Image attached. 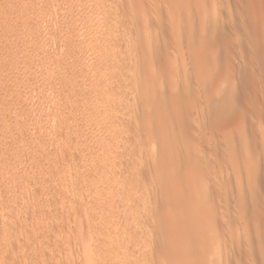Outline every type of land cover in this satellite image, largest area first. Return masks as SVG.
Returning <instances> with one entry per match:
<instances>
[{"label":"rangeland","instance_id":"obj_1","mask_svg":"<svg viewBox=\"0 0 264 264\" xmlns=\"http://www.w3.org/2000/svg\"><path fill=\"white\" fill-rule=\"evenodd\" d=\"M209 1L0 0V78L7 75L4 82L8 83L5 85L1 81L0 85L6 86V89L3 90L5 92L2 93H6L7 88L10 87L8 91L14 92L13 98L12 95L10 98L14 99L15 103H21L19 106L22 108H19L18 104H14L17 108L14 106V110L11 109L12 111L6 113L7 116L4 114L7 118L0 119L2 120L0 122V158L2 153H8L7 156L5 155V158L8 159L7 162L5 161L6 163H2L0 166V264H99L95 254L100 255L98 259H105V262L101 264H109L107 262L110 258L116 260L114 264H200L201 262L207 264V252L213 251L208 248L211 232H209V226L206 228L210 221L206 217L212 215L206 213L208 207L219 202L220 204H232L236 200L238 192H240V197L235 201L236 204L242 201V204L246 203L250 207V204H253V207L255 203L257 208L263 206L264 179L261 180L262 174L260 173L264 174V168H260L263 167L260 164L264 163L262 162L264 161V150L263 152L259 151V148L264 149V145L261 143V140L264 142V111H262L264 105L262 110L258 108H262V102H264H261L264 96L262 94L263 87L261 88V85L264 84V52H262L263 47L261 52L258 51L261 48L259 43L262 41H258V39L259 35H263L261 37L264 39V0ZM201 10L203 13L200 14ZM257 23L258 29L263 30H260L261 34H258ZM225 30L226 32H224ZM253 31L258 35L256 33L253 35ZM108 34L112 43L104 45L100 51L93 52L96 46L95 42L104 41ZM255 36L256 40L252 39ZM194 37L195 39H193ZM253 40L256 42L253 43ZM263 41L261 43L264 46ZM248 44L251 45L248 46ZM213 46L215 51L218 49L216 52H214ZM232 46H237L239 49ZM254 46L257 49L256 53H261L260 56L258 55L259 57L257 56L258 58H256ZM149 47L151 48L149 49ZM196 48H200V50L197 49V51ZM260 57L262 61L259 59ZM240 61L241 63H239ZM178 62L180 63L178 64ZM227 64L230 67H227ZM255 69L261 73L257 71V74H254ZM98 76L105 79V82L97 81ZM110 77L117 79L118 82L112 83ZM185 79H188V82ZM225 80L227 81L224 82ZM215 83L217 84L215 85ZM223 85L231 90L237 88L238 93L234 91L235 89H233V93L234 95L237 93L238 99L235 100V96L234 99H230L233 96L232 91L223 89ZM106 86L114 88L115 92L107 93ZM216 87H219V90ZM249 89L250 91H248ZM96 91H100V95L110 97V103H97ZM228 98L233 103H237L235 105L230 103ZM256 98L262 103L259 107L260 103H256ZM241 99L245 101L243 102ZM184 100L186 101L184 102ZM231 104L235 107H232ZM251 107L258 108H252L256 111L254 112ZM247 108L251 110L247 111ZM4 109L5 106L1 105V114ZM107 115L111 117L109 118ZM0 117L2 118V116ZM238 117L241 118L237 119ZM4 118L8 119V122H5ZM11 118H15L17 122ZM255 119L256 121H254ZM10 121L11 123H9ZM12 121L15 123L13 124ZM208 123L209 125H207ZM223 123L227 126L225 127ZM118 130L121 132L122 143L120 146L123 149L117 150L119 154L113 151L112 154H108L109 156L105 155L109 159L110 157L112 160L114 159V162H110L113 165L108 164L112 169L102 168L105 166L101 165L102 163L99 161L97 163L98 159L94 160L97 164L96 166L94 163V167L92 162L96 156H93V150L90 149L92 147L94 149V145H97L96 142L100 141L101 143L105 140L104 143H107V140L110 141L111 133L112 135L114 132L116 134L119 132ZM204 130L206 132H203ZM16 131L15 137L18 136V133L20 134L18 138L9 140L10 133ZM241 136L245 140L241 141L243 139ZM246 139H250L249 142ZM255 140H257L256 142L260 141L259 145L256 143L258 146L255 145L258 151L251 145L255 144ZM237 141L239 142L237 143ZM85 145L90 150L86 153H90V155L83 154ZM250 148H252L251 151L255 150L253 155L248 151ZM256 152H259L260 156L263 154L262 159L259 158L262 161L257 162V160V164L252 162L260 157ZM138 153L143 155L140 156ZM240 153L244 155L242 156ZM255 154L257 158H255ZM217 155H219L218 158ZM229 155L233 160L228 157ZM249 155L255 157L252 159ZM8 156H11L10 159ZM89 156L90 158L92 156V161L87 158ZM237 159L240 162H237ZM244 159L247 160V163ZM249 161L250 163H248ZM88 162H91V165H88ZM235 162L237 166H235ZM222 163L223 167L228 163L230 168L225 166L223 170H219L222 168ZM258 163H260L259 167ZM150 164L152 165L150 166ZM207 164L209 167H206ZM252 165L254 167L257 165L256 168H260L261 172H259L260 169L258 171L254 169ZM99 166L102 171L98 173ZM243 166L248 168L246 175L244 170V172L240 171L247 176L242 178L245 185L240 179V182H237L238 179L235 180L238 184L235 185L233 178H230H237L239 173L234 169L242 170ZM3 167H7V169ZM12 167L17 175L15 177L13 174L8 181L5 179L4 173L7 172L5 170L11 171ZM92 168L98 169L95 170L98 174ZM91 169L95 174L91 172ZM139 169L140 171H138ZM252 171L254 175L256 174L254 179L259 177L261 181L258 183L257 180L258 184L255 182L260 186V189H256V191L254 187L256 185L251 186L254 191L249 189L250 181L252 182L254 177L253 175L251 178ZM18 173H21L22 178ZM223 173L230 176L229 187H231L227 186V188L232 191L236 189L233 192L235 195L228 194V192L232 193L230 190H224V192L219 188V186L228 184L226 180L228 177ZM234 173H238V175L231 176ZM221 175L226 178L223 176L221 178ZM249 175L251 176L248 177ZM224 178L226 184H224L225 180L224 183L222 182ZM3 180L5 184L2 182ZM101 181L104 183L102 184ZM246 182L249 183V186L246 185ZM216 185H219L218 188ZM221 191L227 192V199L226 195L221 200L219 199L224 194ZM200 193L201 195H199ZM217 193H221V196ZM216 194L218 199L213 198L217 197L214 196ZM249 194L252 197L255 195V200ZM238 199L243 200L238 202ZM246 199L251 201L248 200L250 201L248 203ZM109 205L110 207H108ZM247 205L244 207H249ZM101 206L105 207L103 211L101 210L102 213L98 212L99 208H102ZM263 208L258 210L264 214ZM255 211L251 213L250 210L247 216L251 218ZM257 213L253 215L255 216ZM260 213L257 214L258 222L260 220V231L258 230L257 233L262 231L259 235V242L261 240L263 248L264 229L262 230V225H264V220L261 222L263 214ZM262 218L264 219V216ZM110 224L115 231H119L117 233L123 230L126 235L128 232L125 236L127 239H123L124 236L122 239L119 236L108 237L105 234V228L109 226L107 229H111ZM201 227H205V230L200 229ZM147 239L150 240L151 253L148 250L147 256L150 255L144 260L134 251H136L135 245H138V242L142 244V241ZM155 240L157 241L155 242ZM185 241L188 243L186 244ZM254 243L253 240L255 249ZM256 243L258 242L256 241ZM110 244L114 248L109 247L112 246ZM259 245L261 244H256L257 247ZM205 248H208L207 251ZM241 248V252L245 250V253L252 249L246 247L247 249L243 250L244 247ZM114 249L117 251L114 252ZM87 250L90 251L87 252ZM240 250L236 252L243 256L244 253L241 254ZM257 250H254L257 253H255V257L259 258L260 250L258 252ZM262 250L261 252L264 251ZM89 254L91 256L88 261ZM165 256L169 257L164 259ZM170 256L172 257L170 258ZM167 258L173 259L170 261ZM161 259H164L165 263Z\"/></svg>","mask_w":264,"mask_h":264},{"label":"bare ground","instance_id":"obj_2","mask_svg":"<svg viewBox=\"0 0 264 264\" xmlns=\"http://www.w3.org/2000/svg\"><path fill=\"white\" fill-rule=\"evenodd\" d=\"M173 2V1H172ZM171 2V3H172ZM176 2V1H175ZM206 2H208V1H206ZM205 2V3H206ZM209 2H211V0L209 1ZM214 2V1H213ZM262 2V1H261ZM165 3V2H164ZM185 4V3H184ZM192 4H194V3H192ZM215 4H217V3H215ZM221 4V3H220ZM162 5H164V4H162ZM177 5V4H176ZM201 5V4H200ZM213 5H214V3H213ZM192 6V5H191ZM218 6V5H217ZM255 6V5H254ZM257 6V5H256ZM163 7V6H162ZM195 7V6H194ZM193 7V8H194ZM231 8V7H230ZM205 9H206V7H205ZM211 9V8H210ZM218 9V8H217ZM225 9V8H224ZM227 9V8H226ZM258 9V8H257ZM192 10V9H191ZM190 10V12H192ZM216 10V9H215ZM256 10V9H255ZM197 11V10H196ZM212 11V10H211ZM224 11V10H223ZM230 11V10H229ZM187 12V11H186ZM220 12H222V11H220ZM225 12H227V11H225ZM179 13V12H178ZM201 13H203L202 12V10H201V12H200V14ZM218 13V12H217ZM249 13V12H248ZM205 14V13H204ZM225 14V13H224ZM180 15V14H179ZM178 15V16H179ZM182 15V14H181ZM207 16V15H206ZM209 16V15H208ZM229 16V15H228ZM224 18H225V16H223ZM227 17V16H226ZM250 17V16H249ZM182 18V17H181ZM261 18V17H260ZM168 19V18H167ZM223 19V18H222ZM228 19V18H227ZM177 20V19H176ZM189 20V19H188ZM217 20V19H216ZM230 20V19H229ZM228 20V21H229ZM191 21V20H190ZM199 21V20H198ZM219 21V20H218ZM256 21V20H255ZM163 22V21H162ZM162 22H160V23H162ZM169 23V22H168ZM174 23V22H173ZM179 23V22H178ZM198 23V22H197ZM209 23V22H208ZM216 23V22H215ZM214 23V24H215ZM246 23V22H245ZM256 23V22H255ZM154 24V23H153ZM157 24V23H156ZM155 24V26H157ZM187 25V24H186ZM190 25V24H189ZM188 25V27L190 28V26ZM218 25V24H217ZM224 25V24H223ZM254 25V24H253ZM204 26V25H203ZM207 26H208V24H207ZM246 26V25H245ZM245 26H243V27H245ZM256 26H257V29H258V23L256 24ZM173 27H175V26H173ZM177 27V26H176ZM186 27V26H185ZM199 27V26H198ZM229 27V26H228ZM165 28V27H164ZM194 28V27H193ZM213 28V27H212ZM253 28H255V27H253ZM260 28V27H259ZM177 29V28H176ZM178 29H179V27H178ZM182 29V28H181ZM192 29V28H191ZM198 29V28H197ZM204 29V28H203ZM206 29V28H205ZM233 29V28H232ZM170 30V29H169ZM202 30V29H201ZM200 30V31H201ZM234 30V29H233ZM259 30V29H258ZM260 30H262V29H260ZM259 30V32H258V34L260 33L261 34V32L263 31H260ZM181 31V30H180ZM183 31V30H182ZM184 31H186V30H184ZM255 31V30H254ZM253 31V35H255V33L256 32H254ZM160 32V31H159ZM178 32V31H177ZM189 32V31H188ZM198 32H199V30H198ZM210 32V31H209ZM224 32H226V30L224 31ZM232 32H234V31H232ZM243 32V31H242ZM247 32V31H246ZM172 33V32H171ZM186 33V32H185ZM201 33V32H200ZM215 33V32H214ZM235 33V32H234ZM251 33V32H250ZM162 34V33H161ZM179 34V33H178ZM205 34V33H204ZM243 34H244V32H243ZM257 34V33H256ZM257 34V35H258ZM160 35V34H159ZM181 35V34H180ZM225 35V34H224ZM230 35H231V33H230ZM156 36H158V35H156ZM179 36V35H178ZM186 37H187V35H185ZM196 36V35H195ZM236 36V35H235ZM242 37H243V35H241ZM245 36H247L246 34H245ZM261 36H263V35H259V37L260 38H262V39H260L259 37V39H258V41H263L264 39H263V37H261ZM192 37V36H191ZM228 37V36H227ZM238 37H239V35H238ZM165 38H166V36H165ZM171 38H173L172 36H171ZM180 38V37H179ZM208 38V37H207ZM232 38H233V36H232ZM256 38V36L255 37H253L252 39H254V40H256L255 39ZM149 39H151V38H149ZM155 39V38H154ZM161 39V38H160ZM193 39H195V37L193 38ZM235 39H237V38H235ZM245 39V38H244ZM185 40V39H184ZM229 40H231V39H229ZM248 40V39H247ZM253 40V43L254 42H256V41H254ZM193 41V40H192ZM257 41V43H259ZM261 41V42H262ZM149 42V41H148ZM157 42V41H156ZM186 42V41H185ZM239 42H241L240 40H239ZM259 43V45H260V50H258V51H260L261 52V49H262V47H263V50H264V46H263V43ZM264 42V41H263ZM96 44V46H95V48H94V50H93V52H97V51H100L102 48H103V46L104 45H106V44H110V43H112V40H111V38H109V34H108V37L107 38H105V40L104 41H96L95 42ZM180 43V42H179ZM184 43V42H183ZM206 43V45H207V42H205ZM235 43V42H234ZM242 43V42H241ZM155 44V43H154ZM185 44V43H184ZM215 44V43H214ZM219 44H220V42H219ZM225 44V43H224ZM233 44V43H232ZM247 44V43H246ZM147 45H149V44H147ZM152 45V44H151ZM205 45V46H206ZM209 45V44H208ZM249 45H251V44H248V46ZM90 46V45H89ZM159 46V45H158ZM164 46V45H163ZM185 46V45H184ZM211 46V45H210ZM257 46V45H256ZM157 47V46H156ZM207 47V46H206ZM227 47V46H226ZM233 47V46H232ZM235 47H237V46H235ZM235 47H233V48H235ZM151 47H149V49H150ZM153 48V47H152ZM165 48H166V46H165ZM164 48V49H165ZM228 48V47H227ZM232 48V49H233ZM238 48V47H237ZM254 50H256L255 51V55H256V58H258L259 56H260V54H258V53H256L257 52V49H256V47L254 46ZM259 48V47H258ZM185 49V48H184ZM197 49H199L200 50V48H196V50ZM217 49V48H216ZM220 49V48H219ZM236 49V48H235ZM239 49V48H238ZM248 49V48H247ZM207 50V49H206ZM213 50H214V46H213ZM212 50V51H213ZM218 50V49H217ZM216 50V51H217ZM234 50V49H233ZM253 50V51H254ZM262 50V52H264ZM184 51V50H183ZM194 51V50H193ZM198 51V50H197ZM215 50H214V52H216ZM240 51V50H239ZM185 52V51H184ZM220 52V51H219ZM225 52V51H224ZM229 52H230V50H229ZM236 52V51H235ZM238 52V51H237ZM151 53V52H150ZM156 53V52H155ZM170 52H169V50H168V54H169ZM172 53V52H171ZM177 53V52H176ZM175 53V54H176ZM191 53V52H190ZM193 53V52H192ZM199 53V52H198ZM249 53V52H248ZM206 54V53H205ZM209 54V53H208ZM219 54V53H218ZM229 54V53H228ZM252 54V53H251ZM151 55V54H150ZM203 55V54H202ZM216 55V54H215ZM223 55H225V54H223ZM234 55V54H233ZM240 55V54H239ZM259 55V56H258ZM190 56V55H189ZM194 56V55H193ZM225 56H227V55H225ZM230 56V55H229ZM254 56V55H253ZM258 56V57H257ZM151 57V56H150ZM179 57V56H178ZM187 57V56H186ZM196 57V56H195ZM204 57H205V55H204ZM236 57H237V55H236ZM262 57V56H261ZM259 58L260 60L262 59V58ZM264 57V56H263ZM175 58V57H174ZM217 58V57H216ZM224 58V57H223ZM240 58V57H239ZM238 58V59H239ZM177 59V58H176ZM182 59V58H181ZM181 59H180V62H181ZM192 59V58H191ZM209 59V58H208ZM230 59V58H229ZM178 60V59H177ZM176 60V61H177ZM206 60V59H205ZM219 60V59H218ZM240 60V59H239ZM241 60H243V59H241ZM179 61V60H178ZM210 61V60H209ZM209 61H208V64H209ZM262 61V60H261ZM175 62V61H174ZM173 62V63H174ZM180 62H178V64L180 63ZM206 62V61H205ZM204 62V63H205ZM232 62V61H231ZM251 62V61H250ZM255 62V61H254ZM182 63V62H181ZM192 63V62H191ZM233 63V62H232ZM239 63H241V61L239 62ZM187 64V63H186ZM185 64V65H186ZM189 64V63H188ZM251 64V63H250ZM170 65V64H169ZM177 65V64H176ZM181 65V64H180ZM179 65V66H180ZM184 65V66H185ZM190 65V64H189ZM218 65V64H217ZM233 65H234V63H233ZM262 65V64H261ZM175 66V65H174ZM187 66V65H186ZM204 66V65H203ZM225 66V65H224ZM227 67L229 66L230 67V65H226ZM236 66V65H235ZM234 66V67H235ZM256 66V65H255ZM171 67V66H170ZM189 67H191V66H189ZM172 68V67H171ZM170 68V69H171ZM175 68V67H174ZM173 68V69H174ZM206 68V67H205ZM237 68V67H236ZM258 68V67H257ZM116 69V68H115ZM169 69V70H170ZM221 69V68H220ZM228 69H230V68H228ZM259 69V68H258ZM175 70V69H174ZM197 70H198V68H197ZM202 70H204V69H202ZM222 70V69H221ZM220 70V71H221ZM226 70V69H225ZM256 70V69H255ZM161 71V70H160ZM186 71H188V70H186ZM237 71V70H236ZM243 71V70H242ZM257 71L259 72V73H261L259 70H256L255 72H254V74H257ZM178 72V71H177ZM181 72V71H180ZM6 73H7V71H6ZM10 73V72H9ZM111 74H115L114 72L112 73V72H110ZM188 73V72H187ZM190 73V72H189ZM193 73V72H192ZM197 73V72H196ZM258 73V74H259ZM1 74H4V73H1ZM204 74V73H203ZM235 74H237V73H235ZM10 75V74H9ZM202 75V74H201ZM221 75H223L222 73H221ZM225 75V74H224ZM239 75V74H238ZM260 75V74H259ZM3 76V75H2ZM185 76V75H184ZM192 76V75H191ZM198 76V75H197ZM233 76V75H232ZM249 76V75H248ZM262 76V75H261ZM10 77H11V75H10ZM99 77V76H98ZM193 77H195V76H193ZM199 77V76H198ZM221 77V76H220ZM228 77V76H227ZM234 77V76H233ZM263 77V76H262ZM7 78V75H4V77H2V79L0 80V83H1V81H3L4 82V80ZM185 78V77H184ZM190 78V77H189ZM199 78H201V77H199ZM204 78V77H203ZM202 78V79H203ZM235 78V77H234ZM257 78V77H256ZM261 78V77H260ZM260 78H258V80H260ZM9 79V78H8ZM111 81H112V83H114V82H118V80L117 79H113V78H109ZM194 79V78H193ZM222 79V78H221ZM264 79V78H263ZM181 80V79H180ZM183 80V79H182ZM186 80V79H185ZM188 80V79H187ZM186 80V81H187ZM195 80V79H194ZM193 80V81H194ZM224 80V79H223ZM234 80V79H233ZM236 80V79H235ZM6 81V80H5ZM8 81V80H7ZM10 81V80H9ZM8 81V82H9ZM97 81H99V82H101V83H104L105 82V79H102L101 77H99V79L97 80ZM209 81V80H208ZM227 80H225L224 82H226ZM241 81V80H240ZM245 81V80H244ZM12 81H10V83H11ZM188 82V81H187ZM200 83H201V80L199 81ZM207 82V81H206ZM216 82H218V81H216ZM229 82V81H228ZM238 82V81H237ZM261 82V81H260ZM5 83V82H4ZM15 83V82H14ZM183 83V82H182ZM203 83V82H202ZM243 83V82H242ZM3 84V83H2ZM8 83L6 82L5 83V85H7ZM180 84V83H179ZM186 84V83H185ZM206 84V83H205ZM217 83H215V85H216ZM225 84V83H224ZM237 84V83H236ZM255 84V83H254ZM258 84V83H257ZM190 85V84H189ZM214 85V86H215ZM226 85H227V83H226ZM231 85H233V84H231ZM13 86V85H12ZM18 86V85H17ZM220 86H222L221 85V83H220ZM251 86V85H250ZM6 87V86H5ZM4 86L2 87V85H0V108H1V105H4L5 106V109H4V111L2 112V114L0 113V116H2V118L0 117V119H3V117H6L7 116V114L6 113H9V111H12V110H14L13 109V107L15 106L14 104H18V102L17 103H15L14 102V99H11L10 98V96L13 98V93L14 92H12L11 90L10 91H8V88H10V87H8L7 88V91H6V93H2V92H5V91H3L4 90V88H5ZM204 87H205V85H204ZM229 87V86H228ZM253 87V86H252ZM252 87H251V89H252ZM263 87V92H262V94L264 95V84H263V86L261 85V88ZM13 88V87H12ZM194 88V87H193ZM223 89L224 88H226V86L225 85H223V87H222ZM240 88V87H239ZM249 88V87H248ZM6 89V88H5ZM216 89H218L219 90V87L217 88L216 87ZM227 89V88H226ZM230 90H231V88H229ZM229 89H227V91L229 90ZM233 89H235V88H232V94H233V96H231L230 97V99H234L235 97V100L236 99H238L237 98V91H236V89L234 90V91H236L235 93V95H234V93H233ZM180 90V89H179ZM186 90V89H185ZM184 90V91H185ZM197 90V89H196ZM253 90V89H252ZM14 91H15V86H14ZM105 91L108 93V92H112V93H114L115 92V89L114 88H112V87H105ZM117 91V90H116ZM200 91V90H199ZM207 91V90H206ZM222 91V90H221ZM225 91V90H224ZM248 91H250V89L248 90ZM97 92V91H96ZM191 92V91H190ZM202 92V91H201ZM203 92H204V90H203ZM218 92V91H217ZM253 92V91H252ZM17 94H18V92H16ZM194 93V92H193ZM199 93V92H198ZM198 93H196V94H198ZM209 93V92H208ZM213 94H214V92H212ZM228 93V92H227ZM243 93V92H242ZM256 93V92H255ZM96 94V93H95ZM180 94V93H179ZM187 94V93H186ZM190 94V93H189ZM201 94V93H200ZM215 94H217V93H215ZM261 94V95H262ZM202 95V94H201ZM205 95V94H204ZM219 95H220V93H219ZM231 95V94H230ZM229 95V96H230ZM247 95V94H246ZM262 95V96H263ZM15 96V95H14ZM98 97V101H97V103L98 102H107L108 104L110 103V101H111V98L110 97H107V96H103V95H100V91H98L97 92V94L95 95V97ZM183 96V95H182ZM181 96V97H182ZM190 96V95H189ZM210 96V95H209ZM213 96H215V95H213ZM235 96V97H234ZM248 96H249V94H248ZM256 96V95H255ZM96 97V98H97ZM185 97V96H184ZM217 97V96H216ZM227 97V96H226ZM257 97V96H256ZM260 97V96H259ZM214 98V97H213ZM245 98V97H244ZM262 98V97H261ZM261 98H260V100H261ZM17 99H18V97L16 98V101H17ZM187 99V98H186ZM192 99V98H191ZM202 99H204V98H202ZM229 99V98H228ZM230 99H229V101H230ZM250 99V98H249ZM252 99H253V96H252ZM190 100V99H189ZM205 101H206V99H204ZM203 100V101H204ZM214 100V99H213ZM222 100V99H221ZM242 100V99H241ZM259 99H257L256 98V103L257 102H259L258 101ZM19 101V100H18ZM186 100H184V102H185ZM193 101H195V100H193ZM228 100H226V102H227ZM229 101H228V103H229ZM243 101V100H242ZM245 101V100H244ZM243 101V102H244ZM248 101V100H247ZM246 101V102H247ZM250 101V100H249ZM255 101H254V103H255ZM262 101H264V96H263V99L261 100V102ZM183 102V101H182ZM209 102V101H208ZM239 102V101H238ZM245 102V103H246ZM253 102V101H252ZM230 103H233L232 102V100L230 101ZM235 103H237V102H234L233 104L235 105ZM260 103V102H259ZM263 103V104H262ZM262 103H260V105L258 104V107L259 106H261V104H262V108L260 107V108H258V107H255V108H258V109H263V105H264V102H262ZM21 103H19L18 104V107L19 108H21L19 105H20ZM204 104H205V102H204ZM233 104H231L232 105V107L234 106ZM251 104H253V103H251ZM257 104H256V106H257ZM98 105V104H97ZM187 105V104H186ZM192 105V104H191ZM203 105V104H202ZM206 105V104H205ZM222 105V104H221ZM224 105V107L226 108V106H225V104H223ZM230 105V106H231ZM254 105V104H253ZM184 106V105H183ZM190 106V105H189ZM193 106V105H192ZM245 106V105H244ZM248 106V105H247ZM252 106V105H251ZM3 107V106H2ZM16 108H17V106H15ZM97 107H99V106H97ZM197 107V106H196ZM202 107V106H201ZM214 107H216L215 105H214ZM221 107H223V106H221ZM235 107V106H234ZM249 107V106H248ZM185 108V107H184ZM187 108H189V107H187ZM200 108V107H199ZM213 108V107H212ZM231 108V107H230ZM242 108V107H241ZM252 108H254V107H251V109ZM254 108V109H255ZM12 109V110H11ZM22 109V108H21ZM180 109V108H179ZM190 109V108H189ZM216 109V108H215ZM250 109V108H249ZM248 108H247V111L249 110ZM250 109V110H251ZM254 109H252V111H254V112H256ZM257 109V110H258ZM18 110V109H17ZM25 110V109H24ZM232 110V109H231ZM238 110H239V108H238ZM16 111V110H15ZM196 111V110H195ZM262 111H264V109L262 110ZM23 112V111H22ZM202 112V111H201ZM217 112L219 113V110H217ZM257 112H259V111H257ZM196 113H197V111H196ZM195 113V114H196ZM208 113V112H207ZM221 113V112H220ZM226 113H227V111H226ZM249 113V112H248ZM247 113V114H248ZM6 116H5V115ZM182 114V113H181ZM188 114V113H187ZM190 114V113H189ZM250 114V113H249ZM248 114V115H249ZM262 114V113H261ZM17 115V114H16ZM15 115V116H16ZM175 115V114H174ZM202 115V114H201ZM205 115V114H204ZM219 115V114H218ZM232 115V114H231ZM237 115H239V114H237ZM241 115V114H240ZM259 115V114H258ZM14 116V117H15ZM107 116H109V115H107ZM191 116V115H190ZM193 116V115H192ZM191 116V117H192ZM197 116V115H196ZM225 116V115H224ZM261 116V115H260ZM111 116H109V118H110ZM246 117H248V116H246ZM263 117V116H262ZM7 118V117H6ZM19 118V117H18ZM108 118V117H107ZM196 118V117H195ZM202 118V117H201ZM206 118V117H205ZM230 118H232V117H230ZM235 118H236V116H235ZM241 118V117H240ZM239 117L237 118V119H240ZM249 118H251V116H249ZM253 118V117H252ZM5 119V118H4ZM10 119V118H9ZM12 119H14L15 121H16V119L15 118H11V120ZM93 119V118H92ZM183 119V118H182ZM181 119V120H182ZM199 119V118H198ZM214 119V118H213ZM212 119V120H213ZM216 119V118H215ZM223 119V118H222ZM8 119H5L4 121L5 122H8L7 121ZM19 120H20V118H19ZM192 120V119H191ZM203 120V119H202ZM211 120V121H212ZM225 120V119H224ZM244 120V119H243ZM242 120V121H243ZM21 121V120H20ZM95 121V120H94ZM104 121H105V119H104ZM108 121V120H107ZM195 121H197V120H195ZM223 121V120H222ZM231 121V120H230ZM254 121H256V119L254 120ZM258 121H261V120H258ZM0 122H2V120H0ZM17 122V121H16ZM92 122V121H91ZM183 122V121H182ZM201 122V121H200ZM200 122H199V124H200ZM239 122H240V120H239ZM238 121L236 122L237 124L239 123ZM9 123H11V121L9 122ZM9 123H7V124H9ZM12 123H13V121H12ZM15 123V122H14ZM13 123V124H14ZM227 123V122H226ZM235 123V124H236ZM247 123H248V121H247ZM257 124H258V122H256ZM255 123V124H256ZM260 123V122H259ZM263 123V122H262ZM19 124V123H18ZM195 124H196V122H195ZM216 124V123H215ZM221 124V123H220ZM11 125V124H10ZM9 125V126H10ZM207 125H209V123L207 124ZM212 125V124H211ZM219 125V124H218ZM223 125H224V123H223ZM247 125V124H246ZM262 125V124H261ZM176 126V125H175ZM188 126V125H187ZM225 126V125H224ZM227 126V125H226ZM225 126V127H226ZM256 126V125H255ZM258 126V125H257ZM182 127V126H181ZM191 128H192V126H190ZM195 127V126H194ZM236 127H237V125H236ZM241 127H242V125H241ZM243 127H244V125H243ZM248 127V126H247ZM259 127V126H258ZM8 128V127H7ZM10 128H12L11 126H10ZM183 128H184V126H183ZM182 128V129H183ZM199 128H201L200 126H199ZM207 128V127H206ZM234 128H235V126H234ZM238 128H239V126H238ZM256 128V127H255ZM190 129V128H189ZM197 129V128H196ZM208 129V128H207ZM214 129V128H213ZM212 129V130H213ZM226 129V128H225ZM232 129H233V127H232ZM232 129H230V130H232ZM257 129H259V128H257ZM256 129V130H257ZM14 130H15V128H14ZM179 130V129H178ZM194 130V129H193ZM203 130V129H202ZM210 130V129H209ZM220 130V129H219ZM228 130V129H227ZM248 130V129H247ZM13 131V130H12ZM19 131V130H18ZM119 131V130H118ZM197 131V130H196ZM195 131V132H196ZM222 131V130H221ZM237 131H238V129H237ZM240 131V130H239ZM261 131V130H260ZM3 132V131H2ZM6 132V131H5ZM23 132V131H22ZM183 132H184V130H183ZM203 132H206L205 130L203 131ZM224 133H225V131H223ZM247 132V131H246ZM17 133V131L16 132H13V133H10L11 135H9L10 137H9V140H10V138H12V139H14V138H18V136L20 135L19 133L17 134L18 136H16L15 137V134ZM21 133V132H20ZM173 133H174V131H173ZM185 133H187V132H185ZM202 133V132H201ZM263 133V132H262ZM4 134V133H3ZM8 134H9V132H8ZM178 134V133H177ZM208 134H210V133H208ZM246 134V133H245ZM251 134H253V133H251ZM257 134V133H256ZM258 134H261V133H259L258 132ZM5 135V134H4ZM23 136H24V134H22ZM187 135H189V134H187ZM244 135V134H243ZM1 136V135H0ZM179 136V135H178ZM191 136H192V134H191ZM199 136V135H198ZM206 136V135H205ZM225 136V135H224ZM246 136V135H245ZM258 136V135H257ZM264 136V135H263ZM177 137V136H176ZM201 137V136H200ZM203 137V136H202ZM221 137V136H220ZM223 137V136H222ZM221 137V138H222ZM235 137V136H234ZM242 137V136H241ZM247 137V136H246ZM249 137V136H248ZM256 137V136H255ZM6 138H7V136H6ZM6 138H5V140H6ZM98 138V137H97ZM121 132L119 131V132H116V134H115V132L113 133V135H112V133H111V138H109V140L110 141H108L107 140V138H105L106 140H107V143H104L105 142V140H104V142H101L100 143V141H99V143H97L96 141V146L94 145V149H92L91 147V151L93 150V151H95L96 152V154H95V152H93L92 151V153H93V156H96V159H93L92 158V156H91V158H90V156L89 157H87V158H90L89 159V161H92V159H93V161L94 160H97V163H102L101 165H104L105 167H102V168H106L107 170H110V168H111V166L110 165H113V164H110V162H112L113 160L111 159V157H110V159L107 157V156H109L110 155V153L112 154V152L113 151H116L117 153H118V151H120V149H123V148H121V146H120V144L122 143V141H121ZM170 138V137H169ZM199 138V137H198ZM206 138V137H205ZM218 138V137H217ZM216 138V139H217ZM221 138H219L220 140H221ZM243 138V137H242ZM94 139H96V138H94ZM171 139V138H170ZM183 139V138H182ZM192 139V138H191ZM195 139V138H194ZM202 139V138H201ZM214 139V138H213ZM225 139V138H224ZM16 140V139H15ZM196 140H198L197 138H196ZM195 140V141H196ZM209 140V139H208ZM219 140V141H220ZM231 140V139H230ZM233 140V139H232ZM236 140V139H235ZM243 140H245L244 138L241 140V141H243ZM248 140V142H249V140L250 139H246V141ZM258 140V139H257ZM257 140H255V144H251L253 147H254V149H256L257 150V147L256 146H258L259 145V142H256ZM3 141V140H2ZM17 141V140H16ZM97 141H98V139H97ZM187 141V140H186ZM213 141V140H212ZM229 141V140H228ZM253 141V140H252ZM11 142V141H10ZM173 142V141H172ZM191 142V141H190ZM210 142V141H209ZM231 142V141H230ZM232 142H234V141H232ZM239 141H237V143H238ZM6 143H8L7 141H6ZM16 143V142H15ZM201 143V142H200ZM223 143V142H222ZM236 143V144H237ZM256 143H258V145H256ZM261 143H263V145H264V142H262V140H261ZM260 143V144H261ZM92 144V143H91ZM174 144H176V143H174ZM203 144V143H202ZM210 144V143H209ZM209 144H208V146H209ZM228 144V143H227ZM249 144V143H248ZM247 144V145H248ZM87 145V144H86ZM86 145H85V147H86ZM165 145V144H164ZM169 145V144H168ZM188 145V144H187ZM193 145V144H192ZM198 145H201V144H198ZM217 145H218V143H217ZM219 145H221V144H219ZM242 145V144H241ZM256 145V146H255ZM262 145V144H261ZM212 146V145H211ZM230 146V145H229ZM243 146V145H242ZM200 147V146H199ZM237 147V146H236ZM248 147V146H247ZM249 147H250V144H249ZM261 147V146H260ZM87 148V147H86ZM84 149L83 151H84V153L83 154H85L86 152H90V150L87 148V149ZM120 148V149H119ZM188 148V147H187ZM209 148H210V146H209ZM229 148V147H228ZM235 148V147H234ZM259 148V147H258ZM196 149V148H195ZM230 149V148H229ZM228 149V150H229ZM251 149L252 148H250V150H248V151H250V152H252L251 154L253 155V153H255L254 151H251ZM118 150V151H117ZM154 150V149H153ZM203 150V149H202ZM201 150V151H202ZM241 150H242V152H243V149L241 148ZM244 150H245V148H244ZM262 151L263 152V150L264 149H260L259 148V151ZM81 151V150H80ZM123 151V150H122ZM140 151V150H139ZM176 151V150H175ZM190 151V150H189ZM214 151V150H213ZM220 151V150H219ZM258 151V150H257ZM1 152V151H0ZM78 152V151H77ZM232 152V151H231ZM230 152V153H231ZM237 152V151H236ZM241 152V151H240ZM72 153H74V152H72ZM107 153V154H106ZM116 153V154H117ZM123 153V152H122ZM142 153V152H141ZM151 153V152H150ZM201 153V152H200ZM203 153V152H202ZM244 153V152H243ZM259 152H256V154L257 155H259L258 154ZM264 153V152H263ZM3 155L1 156V158H0V166L2 165V163L3 164H5L6 162H7V160L8 159H6L5 158V155L7 156V154L8 153H2ZM87 154V153H86ZM109 154V155H108ZM119 154V153H118ZM134 154V153H133ZM132 154V155H133ZM139 154V153H138ZM166 154V153H165ZM170 154V153H169ZM241 154V153H240ZM256 154H255V156H256ZM72 155V154H71ZM75 155V154H74ZM87 155H90V153L89 154H87ZM92 155V154H91ZM105 155H107V156H105ZM115 155V154H114ZM122 155V154H121ZM140 155V154H139ZM138 155V156H139ZM143 155V154H142ZM142 155H140V156H142ZM168 155V154H167ZM183 155V154H182ZM181 155V156H182ZM198 155V154H197ZM202 155V154H201ZM213 155V154H212ZM221 155V154H220ZM242 156L244 155V154H241ZM252 155H249V156H251V158L253 159V157H255V156H252ZM263 155V154H262ZM261 155V156H262ZM70 156V155H69ZM83 156V155H82ZM112 156V155H111ZM218 156L219 155H217V158H218ZM260 156V155H259ZM261 156L260 157H258L257 158V156L255 157V158H257L256 160H252V162L254 161L255 162V164H257V162H261L262 160H259V158L260 159H262L261 158ZM11 157V156H10ZM10 157L8 156V158L10 159ZM77 157V156H76ZM121 157V156H120ZM180 157V156H179ZM186 157V156H185ZM228 157H230L231 158V155H229ZM246 157V156H245ZM114 158V157H113ZM119 158V157H118ZM143 158V160H144V157H142ZM165 158V157H164ZM173 158H174V156H173ZM184 158V157H183ZM196 158V157H195ZM213 158V157H212ZM216 158V159H217ZM221 158V157H220ZM238 158V157H237ZM243 158V157H242ZM248 158V157H247ZM141 159V158H140ZM157 159V158H156ZM180 159V158H179ZM227 159V158H226ZM229 159V158H228ZM241 159V158H240ZM250 159V158H249ZM119 160V159H118ZM117 160V161H118ZM148 160V159H147ZM178 160V159H177ZM205 160V159H204ZM207 160V159H206ZM219 160V159H218ZM225 160V159H224ZM231 160H233L232 158H231ZM230 160V161H231ZM238 160V159H237ZM245 160V159H244ZM258 160V161H257ZM6 161V162H5ZM99 161V162H98ZM116 161V160H115ZM136 161V160H135ZM171 161V160H170ZM175 161V160H174ZM183 161V160H182ZM187 161V160H186ZM193 161V160H192ZM198 161V160H197ZM228 161V160H227ZM247 160H245V162H246ZM257 161V162H256ZM109 162V163H108ZM114 162V161H113ZM119 162V161H118ZM163 162H164V160H163ZM180 162V161H179ZM208 162V161H207ZM213 162V161H212ZM222 162H223V159H222ZM225 162H226V160H225ZM233 162V161H232ZM237 162H240L239 160L237 161ZM262 162H264V161H262ZM69 163V162H68ZM89 164L88 165H91V162H88ZM95 161L94 162H92V164H93V166L95 167ZM117 163V162H116ZM115 163V164H116ZM142 163V162H141ZM149 163V162H148ZM166 163V162H165ZM210 163V162H209ZM228 163H229V161H228ZM228 163H226V165L225 166H228L229 164ZM236 163V162H235ZM247 163V162H246ZM246 163H244L245 165L244 166H246ZM248 163H250V161L248 162ZM108 164H110V165H108ZM144 164V163H143ZM179 164V163H178ZM192 164V163H191ZM214 164V163H213ZM217 164H219V163H217ZM254 164V163H253ZM254 164V165H255ZM259 164L260 163H258V167H259ZM100 165V164H99ZM119 165V164H118ZM137 165V164H136ZM152 164H150V166H151ZM199 165V164H198ZM254 165H252L253 167H254ZM261 166L263 165V167H260V168H264V163L263 164H260ZM10 166V165H9ZM16 166V165H15ZM19 166V165H18ZM83 166H85V165H83ZM92 166V167H93ZM96 166H97V164H96ZM116 166V165H115ZM143 166V165H142ZM157 166V165H156ZM205 166V165H204ZM221 166V165H220ZM225 166L223 167V163H222V168L220 169L219 168V170H223V168H225ZM235 166H237V163H236V165ZM234 166V167H235ZM243 166V168H242V170H240V169H234V171H238V173H239V175H238V173H234V175L232 174H229V175H231V176H235L236 177V175H238V177L237 178H234V177H231L230 179H232L233 181H235V180H237L238 179V181L237 182H240V180H242V182H243V179L242 178H244V176L248 173L247 171H248V168H246V167H244ZM251 166V167H252ZM13 167H14V165H13ZM12 167V169H11V171L10 170H5V171H7V172H5L4 174V177H5V179L6 180H8V179H10L11 178V176L14 174L15 175V173H14V168ZM22 167V166H21ZM20 167V168H21ZM40 167V166H39ZM82 167V166H81ZM113 167V166H112ZM134 167V166H133ZM155 167V166H154ZM182 167V166H181ZM188 167H190V166H188ZM206 167H209V165L207 164V166ZM229 167V166H228ZM227 167V168H228ZM233 167V166H232ZM231 167V168H232ZM257 167V165L254 167V169H257L256 168ZM1 168V167H0ZM4 168V167H3ZM6 169H7V167H5ZM4 168V169H5ZM11 168V167H10ZM9 168V169H10ZM17 168V167H16ZM32 168V167H31ZM34 168V167H33ZM37 168V167H36ZM89 168H91V166H89ZM97 168V167H96ZM102 168H101V166H99V170L97 171L96 169V171L99 173V171H102ZM121 168V167H120ZM141 168V167H140ZM145 168H147V167H145ZM186 168H187V166H186ZM230 168V167H229ZM229 168L227 169L228 170V172H229ZM238 168H239V166H238ZM260 168H258V169H260ZM30 169V168H29ZM38 169V168H37ZM93 170H94V168H92ZM91 169V170H92ZM101 169V170H100ZM112 169V168H111ZM137 169V168H136ZM144 169V168H143ZM192 169V168H191ZM196 169H198V168H196ZM233 169V168H232ZM231 169V170H232ZM258 169H257V171H258ZM34 170H36V169H34ZM40 170H41V168H40ZM40 170H39V172H40ZM93 170L91 171V172H93ZM94 170V171H95ZM199 170H201L200 168H199ZM216 170H218V169H216ZM227 170L225 169V171H226V173H228L227 172ZM230 170V171H231ZM245 172H244V171ZM4 171V170H3ZM2 171V172H3ZM17 171V170H16ZM21 171V170H20ZM19 171V172H20ZM23 171H24V169H23ZM22 171V172H23ZM72 171V170H71ZM96 171H95V173H96ZM103 171H105L106 172V170H103ZM114 171V170H113ZM138 171H140V169L138 170ZM186 171V170H185ZM198 171V170H197ZM206 171V170H205ZM233 171V172H234ZM240 171H242V172H244V174L245 175H243ZM263 171H264V169H263ZM34 172V171H33ZM37 172V171H36ZM38 172V173H39ZM90 172V173H91ZM145 172V171H144ZM155 172V171H154ZM165 172V171H164ZM170 172V171H169ZM191 172V171H190ZM209 172V171H208ZM221 173L223 172V171H220ZM233 172H231V173H233ZM253 172V171H252ZM256 172V171H255ZM259 172H261V169H260V171ZM17 173V172H16ZM71 173V172H70ZM94 173V172H93ZM94 173V174H95ZM98 173H96V174H98ZM171 173V172H170ZM199 173V172H198ZM203 173V172H202ZM202 173H201V175H202ZM207 173V172H206ZM226 173H223V174H225L226 175ZM251 173V172H250ZM18 174H20L19 175V177H21L22 178V176H21V173H18ZM162 174V173H161ZM184 174H185V172H184ZM204 174V173H203ZM215 174V173H214ZM213 174V175H214ZM252 174V173H251ZM257 174H258V172H257ZM260 174H262V176H264V174L261 172ZM17 175V174H16ZM16 175H15V177H16ZM30 175V174H29ZM180 175V174H179ZM192 175H193V173H192ZM192 175H190V176H192ZM196 175V174H195ZM194 175V176H195ZM198 175V174H197ZM196 175V176H197ZM216 175V174H215ZM241 175H243L242 177H241ZM253 175H254V172H253V174H252V176L251 175H249L248 177H250L251 176V178L253 177ZM259 175V174H258ZM96 176V175H95ZM99 176H101V175H99ZM155 176V175H154ZM222 176L223 175H221V178H222ZM227 176V175H226ZM255 176H256V174L254 175V177H253V180L251 179V178H247V179H249V180H252V182L250 181V187H249V189L250 190H252L253 188V185H256L255 184V182L258 180V183H260L261 181H260V179H259V177L257 178V179H254L255 178ZM260 177L261 178V180L262 179H264V177ZM14 176H13V178H15ZM18 177V176H17ZM102 177V176H101ZM186 177V176H185ZM199 177V176H198ZM202 177V176H201ZM200 177V178H201ZM204 177V176H203ZM215 177V176H214ZM223 177H225V176H223ZM228 177V176H227ZM230 177V176H229ZM229 177L226 179L227 181H228V184H226V180H225V178L223 179V183H224V180H225V183L224 184H226V185H224V186H222V187H220L219 185H216L217 186V188H218V186H219V188H221V189H223L222 191H224V190H227V191H229L228 190V188H230L229 187V185H230V182H229ZM245 177H247V176H245ZM192 178V177H191ZM2 179H4L3 177H2ZM25 179V178H24ZM103 179V178H102ZM102 179H100V180H102ZM196 179V178H195ZM203 179V178H202ZM211 179V178H210ZM240 179V180H239ZM246 179V178H245ZM26 180V179H25ZM212 180V179H211ZM214 180V179H213ZM232 180H231V182H232ZM9 181V180H8ZM197 181H198V178H197ZM204 181H206V180H204ZM247 181V180H246ZM2 182H4V180L2 181ZM106 182V181H105ZM203 182V181H202ZM214 182V181H213ZM216 182V181H215ZM221 182V181H220ZM101 183H102V181H101ZM104 183V182H103ZM102 183V184H103ZM206 183V182H205ZM244 183V182H243ZM257 183V182H256ZM257 183V184H258ZM3 184V183H2ZM4 184H5V182H4ZM4 184H3V186H4ZM99 184V183H98ZM203 184V183H202ZM201 184V185H202ZM218 184V183H217ZM233 184H235V185H238V184H236V181L233 183ZM7 185V184H6ZM5 185V186H6ZM201 185H199V186H201ZM214 185H215V183H214ZM244 185H245V183H244ZM246 185H248L249 186V183L247 184V182H246ZM260 185V184H259ZM98 186V185H97ZM204 186V185H203ZM202 186V187H203ZM208 186V185H207ZM215 186V187H216ZM227 186H228V188H227ZM233 186V185H232ZM247 186V187H248ZM252 186V187H251ZM262 186V185H261ZM2 187V186H1ZM180 187V186H179ZM234 187V186H233ZM232 187V188H233ZM255 187V191H256V189L258 190V189H260V186H258V185H256V186H254ZM4 188V187H3ZM212 188V187H211ZM226 188V189H225ZM237 188V187H236ZM242 188H243V186H242ZM1 189V188H0ZM6 189H7V187H6ZM204 189V188H203ZM208 189V188H207ZM212 189H214V188H212ZM246 189V188H245ZM248 188H247V190H249ZM199 190V189H198ZM215 190V189H214ZM236 190V189H235ZM235 190L234 191H232V190H230V191H232V193H229L228 192V194H233V192H235ZM3 191V190H2ZM211 191H213V190H211ZM221 191V192H222ZM238 191V190H237ZM239 191H240V189H239ZM252 191H254V189L252 190ZM260 191V190H259ZM4 192V191H3ZM3 192H2V194H3ZM192 192V191H191ZM207 192V191H206ZM215 192V191H214ZM225 192V191H224ZM224 192H222V193H224ZM243 192V191H242ZM249 192V191H248ZM247 192V193H248ZM258 192V191H257ZM261 192V191H260ZM259 192V193H260ZM227 193V192H226ZM226 193H224L222 196H221V193L220 194H218V195H220L221 196V198H219L220 200L223 198V196H225V198L227 199V194ZM240 192H238V196H237V198L238 197H240V194H239ZM250 193V192H249ZM253 193V192H252ZM187 194V193H186ZM217 194L216 195H214V196H217ZM261 194V193H260ZM199 195H201V193L199 194ZM207 195H210V194H208L207 193ZM233 195H235V194H233ZM249 195H251V194H249ZM259 194L257 193V196H258ZM262 195V194H261ZM205 196V195H204ZM213 196V195H212ZM219 196V197H220ZM254 196L255 195H253V197H252V195H251V197H252V199L253 200H255V198H254ZM228 197H230V196H228ZM242 197V196H241ZM213 198H216V199H218V196L217 197H213ZM232 198V197H231ZM237 198H236V200L235 201H237ZM259 198V197H258ZM263 198V197H262ZM2 199V198H1ZM97 199V197L95 198V200ZM244 199V198H243ZM243 199H238V202L239 201H241V200H243ZM234 200V199H233ZM232 200V201H233ZM248 200H250V199H248ZM247 199H246V201H248ZM92 202H94V200H91ZM200 201V200H199ZM214 201V200H213ZM219 201V200H218ZM232 202V204H224V203H222V204H220V202L218 203V204H214V206H210V207H208V209H207V212L206 213H211L212 215H210V216H208V217H206V218H209V225H206V228H208L207 226H209L210 227V230H209V232H211V236H210V234H209V236H210V238H209V236H207L208 238H209V242H208V248H211V249H213V251H208L207 252V258H206V260H208L206 263L207 264H264V247L262 248V243H261V240H260V242H259V235L262 233V231L258 234L257 233V231L259 230V222H260V220H259V222H258V218H257V214L258 213H260L261 211H259L258 209H260V208H263V206H264V204H262L263 206L261 207V206H259L258 208H257V206L255 207V205H256V203L254 204V206L252 207V205L253 204H250L251 205V207L249 206V205H247L246 203H244V204H242V201L241 202H239V204H236L237 202ZM245 201V202H246ZM251 201V200H250ZM250 201H248V203L250 202ZM181 202V201H180ZM190 202V201H189ZM193 202V201H192ZM216 202V201H215ZM260 202V205H261V200L259 201ZM182 203V202H181ZM235 203V204H234ZM241 203V204H240ZM254 203V202H253ZM95 204H96V202H95ZM181 205V204H180ZM189 205H191V204H189ZM205 205V204H204ZM245 205H247V206H249V207H244ZM258 205V204H257ZM197 206V205H196ZM98 207H99V205H98ZM102 208L104 207V206H101ZM107 207V206H106ZM108 207H110V205L108 206ZM102 208H99V210H98V212H101V210L103 211L104 209H105V207L102 209ZM184 209V208H183ZM257 209V211H259L258 213H257V211H255ZM264 209V208H263ZM192 210V209H191ZM251 210V213H252V211H255L253 214H255V213H257L255 216L252 214V217L251 218H249L248 216H247V214L249 213V211ZM194 211V210H193ZM263 211V210H262ZM187 212V211H186ZM102 213V212H101ZM98 214V213H97ZM261 215L263 214V212L262 213H260ZM259 214V215H260ZM179 215V214H178ZM208 215V214H207ZM247 216V217H246ZM263 216H264V214H263ZM262 216V217H263ZM185 217V216H184ZM261 217V222H263V218ZM179 218V217H178ZM253 218V219H252ZM260 219V218H259ZM181 220V219H180ZM184 220V219H183ZM202 220V219H201ZM194 221V220H193ZM203 223H206V222H204L203 221ZM263 224H264V222H263ZM112 225L110 224V228L112 229L113 228V230H111V229H107V228H109V226L108 227H106L105 229V234L106 235H108V237L110 236V237H114V238H116V237H118L119 236V238H121L122 239V237L124 236V238L123 239H125V236H127V233H126V235H125V232L122 230L120 233H117V232H119V231H115L114 230V227L112 226ZM188 226H190V225H188ZM263 226L264 225H262V230L264 229L263 228ZM183 227V226H182ZM155 228V227H154ZM153 228V229H154ZM205 228V227H204ZM204 228H200V229H204ZM156 229V228H155ZM198 229V228H197ZM131 230V229H130ZM205 230V229H204ZM168 231V230H167ZM200 231V230H199ZM198 231V232H199ZM206 231H207V229H206ZM260 231V230H259ZM132 232V231H131ZM159 232V231H158ZM197 232V231H196ZM134 233V232H133ZM174 233V232H173ZM205 233V232H204ZM207 233V232H206ZM264 233V232H263ZM130 234V233H129ZM151 234V233H150ZM199 234H201L202 235V233H199ZM156 235V234H155ZM179 235V234H178ZM190 235V234H189ZM204 235V234H203ZM152 236V235H151ZM159 236V235H158ZM148 237H149V235H148ZM198 237V236H197ZM197 237H195V238H197ZM201 237V236H200ZM199 237V238H200ZM204 237V236H203ZM253 237H254V239H253ZM264 237V236H263ZM262 236H261V238H263ZM130 238V237H129ZM166 238H167V236H166ZM205 238H206V236H205ZM207 238V239H208ZM120 239V240H121ZM127 239V238H126ZM125 239V240H126ZM152 239V238H151ZM194 239V238H193ZM204 239V238H203ZM116 240V239H115ZM118 240V239H117ZM162 240H164V239H162ZM253 240H254V245H255V249L257 250H260L259 251V254L258 255H261V256H259V258H258V256L257 257H255L256 256V252L254 251L255 249H254V247H253ZM264 240V239H263ZM263 240H262V242H263ZM110 241H111V239H110ZM150 240H143L142 241V244L140 245L139 244V242H138V245L136 244L135 245V249H136V251H134V252H136V254H139V256L142 258V259H144L145 260V257H149V255L147 256V254H148V250H149V252L151 253V251H150V248H151V245H150V242H149ZM157 240H155V242H156ZM256 241L258 242V243H260L261 245H259L258 247L256 246V244L258 245V243H256ZM109 242V241H108ZM124 242H126V241H124ZM186 242V241H185ZM190 242V241H189ZM195 242H196V240H195ZM205 242V241H204ZM152 243V242H151ZM184 243V242H183ZM188 242H186V244H187ZM115 244V243H114ZM122 244V243H121ZM159 244H161L160 242H159ZM110 245H112V244H110ZM153 245V244H152ZM158 245V244H157ZM188 245H190V244H188ZM195 245H196V247H197V244L195 243ZM194 245V246H195ZM116 246V245H115ZM169 246H170V244H169ZM186 246V245H185ZM206 246H207V244H206ZM244 248H243V247ZM109 247H112V248H114L113 247V245L112 246H109ZM119 247H120V245H119ZM154 247V246H153ZM160 247V246H159ZM183 247V246H182ZM199 244H198V251L200 250L199 249ZM243 248V250L244 249H247L248 247H249V249L250 248H252V249H254V250H247V252L245 253V250L243 251V252H241L242 250H240V248ZM247 247V248H246ZM117 248H118V246H117ZM156 248V247H155ZM189 248V247H188ZM208 248H205V251H207L206 249H208ZM241 248V249H242ZM90 250L92 249V248H89ZM121 249H122V247H121ZM192 249H194V248H192ZM201 249H202V245H201ZM210 249V250H211ZM263 249V250H262ZM89 250V251H90ZM120 250V249H119ZM173 250V249H172ZM176 250V249H175ZM179 250V249H178ZM190 250H191V246H190ZM196 250H197V248H196ZM238 250H240V253L242 254V253H244L243 254V256L242 255H238L239 253L238 252H236V251H238ZM258 250H257V252H258ZM261 250L263 251V252H261ZM88 250H87V252H89ZM93 251V250H92ZM117 250L116 249H114V252H116ZM133 251V250H132ZM156 251V250H155ZM203 251V250H202ZM205 251H203V252H205ZM119 252V251H118ZM121 252H122V250H121ZM120 252V253H121ZM152 252H153V248H152ZM159 252H160V250H159ZM165 252H166V250H165ZM169 252V251H168ZM236 252V253H235ZM194 253V252H193ZM192 253V254H193ZM256 253V254H255ZM261 253V254H260ZM92 254V253H91ZM91 254H89V259H87L88 261L90 260V256H91ZM153 254V253H152ZM155 254V253H154ZM165 254V253H164ZM202 254V253H201ZM200 254V255H201ZM93 255V254H92ZM97 255V256H96ZM133 255H135V254H133ZM158 255V254H157ZM166 255V254H165ZM186 255V254H185ZM98 256H100L99 254H95V257H97V261L99 262V264H101L102 262H105L104 260L105 259H98L99 257ZM198 256V255H197ZM202 256V255H201ZM127 257H128V255H127ZM126 257V258H127ZM139 257V258H140ZM159 257V256H158ZM158 257H156L157 259H158ZM162 256H160L159 258H161ZM166 257H169V256H165L164 257V259H166ZM172 256H170V258H171ZM203 257V256H202ZM130 258H131V256H130ZM151 258V257H150ZM163 258V257H162ZM168 259V260H172V259ZM175 258H176V256H175ZM184 258V257H183ZM189 258V257H188ZM205 258V257H204ZM92 259V258H91ZM154 259V258H153ZM164 259L162 260V261H164ZM195 259V258H194ZM109 260V261H108ZM107 261V263H109V264H114L115 262H116V260L114 259V258H110V259H108ZM150 260V259H149ZM148 260V261H149ZM190 261H191V259H189ZM201 260V259H200ZM87 261V262H88ZM141 261H143V260H141ZM155 261V260H154ZM153 261V262H154ZM167 261V260H166ZM197 261V260H196ZM203 261H205V260H203ZM145 262V261H144ZM155 262H158V261H155ZM178 262V261H177ZM192 262V261H191ZM190 262V263H191ZM89 263V262H88ZM150 263V262H149ZM158 263H160V262H158ZM162 263V262H161ZM164 263H165V261H164ZM144 264V263H143ZM154 264V263H153ZM166 264V263H165ZM171 264V263H170ZM184 264V263H183ZM200 264H203L202 262L200 263Z\"/></svg>","mask_w":264,"mask_h":264}]
</instances>
